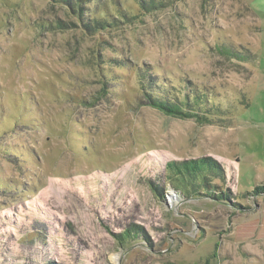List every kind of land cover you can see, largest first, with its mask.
Returning <instances> with one entry per match:
<instances>
[{
  "label": "rangeland",
  "instance_id": "obj_1",
  "mask_svg": "<svg viewBox=\"0 0 264 264\" xmlns=\"http://www.w3.org/2000/svg\"><path fill=\"white\" fill-rule=\"evenodd\" d=\"M154 1L0 0V264H264V0Z\"/></svg>",
  "mask_w": 264,
  "mask_h": 264
},
{
  "label": "trees",
  "instance_id": "obj_2",
  "mask_svg": "<svg viewBox=\"0 0 264 264\" xmlns=\"http://www.w3.org/2000/svg\"><path fill=\"white\" fill-rule=\"evenodd\" d=\"M66 1L71 6L72 4L77 5L76 7L79 8V11H76L75 9L73 11L77 12L79 17L83 19L84 7L81 5L82 0H66ZM138 1H139V5L145 11H150L151 9L156 7V3L154 0H149V1L138 0ZM112 20L114 21V19ZM106 24H109V23L103 19H96V18L93 19L92 21H87L85 23L83 22L84 27L91 31L102 29L104 28V26H106ZM153 86L156 87L157 86L156 83L153 84V82H150V85H149L150 91L146 90L147 97H149L148 98L149 102L153 107L157 108L158 110L166 114L172 115V116H177L181 118H189V117L199 118L198 116H196L197 114L192 113L187 108H185L183 106L184 102H182L181 100L178 99L177 101H172L170 99H167L165 94L168 95V93L166 92L165 89L161 92L162 93L161 96H153L151 93V91L153 90ZM169 93L171 92L169 91ZM203 120L208 121L207 118H203ZM166 169L167 171H169L168 178L172 186L176 190L180 191L181 193H182L181 186L184 187L186 183H192L190 182V180L194 181L195 179H198V181L199 180L206 181L208 177L212 175L218 178L223 177V173H222V170L220 169V166L217 164L216 161H213V159H211L210 157H207V158L204 157V158H199V159L190 160V161H183L180 163H175L171 161V162H168ZM154 187H156L158 190H161V185L159 184V182H156ZM185 187H187V185ZM191 188L193 189L192 191H191ZM188 189L189 190L186 193V195L190 194L189 191H191L192 194L194 193L199 194V195L202 194L198 191V188H196L194 184L188 185ZM254 191L259 192V193H264V186H256ZM208 192L210 193L206 194L207 196H212L220 200L229 199L227 193L215 194L210 189ZM202 195H205V194H202ZM140 234L142 235V238L147 239L146 234L143 232V230L139 226L130 225L129 227L125 228L122 233H120L119 239L122 242L130 238L136 239ZM47 264H56V263L48 262Z\"/></svg>",
  "mask_w": 264,
  "mask_h": 264
}]
</instances>
